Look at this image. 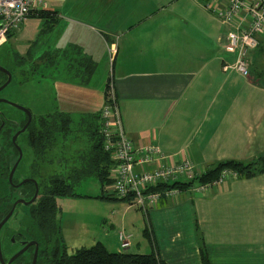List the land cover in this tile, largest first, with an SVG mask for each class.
Returning <instances> with one entry per match:
<instances>
[{
	"label": "crops",
	"instance_id": "obj_1",
	"mask_svg": "<svg viewBox=\"0 0 264 264\" xmlns=\"http://www.w3.org/2000/svg\"><path fill=\"white\" fill-rule=\"evenodd\" d=\"M90 1L100 8L88 17L74 15L72 4L66 13L59 12L57 7L64 5L63 10L65 0L49 1V11L58 12L57 24L66 20V32L55 53L67 51L80 64L78 55L80 59L95 57L91 50L77 53L72 47L80 45L79 32L105 40L112 70L103 104L113 84L125 132L136 149L158 145L166 163L178 165L187 159L198 174L223 161L249 163L264 156V34L258 36V48L248 54L251 77L247 79L232 67L225 70L236 62V54L225 48L229 29L200 1L168 0L150 15H139L130 0ZM119 10L127 15L128 28L119 33L117 26H111L104 31L102 25L109 17L123 23L116 17ZM31 21H38V38L42 21L31 17L11 39L20 31L19 40L25 39L34 29L27 27ZM149 22H158L155 30H147ZM31 41L26 55L32 52L35 39ZM51 60L57 73L66 70L58 58ZM71 64L72 72H77ZM196 186L164 195L147 217L140 210L160 258L166 264H203L201 236L210 264H264V174L252 179L228 174L202 192ZM74 200L65 198L57 204L63 211L70 201V209L78 211ZM98 200L109 206L100 215L105 226L98 235H93L88 219L81 224L74 221L72 230L60 224L62 235L68 240L70 232H80L75 241L76 245L79 241L78 249L102 243L110 252H121L120 233L134 237L131 230L139 217L132 210L137 207ZM136 246L141 251L140 243Z\"/></svg>",
	"mask_w": 264,
	"mask_h": 264
},
{
	"label": "rangeland",
	"instance_id": "obj_2",
	"mask_svg": "<svg viewBox=\"0 0 264 264\" xmlns=\"http://www.w3.org/2000/svg\"><path fill=\"white\" fill-rule=\"evenodd\" d=\"M76 1L80 2L76 4ZM82 1L83 0H65V2L67 3L65 8L62 10L64 5H60L57 7V10L59 12L66 13V8L69 4H72V6H70L69 8L70 10H72L74 15L88 17L90 15L93 16L92 14H94L100 8L97 4H93V2H91L90 0H85L84 2ZM167 1L168 0H130L131 4L133 5L131 8L135 11L138 10L139 15H150L159 9V5L161 3H166ZM50 7L52 8L53 6L51 5ZM111 8L113 9L114 7L112 6ZM116 12L117 19L124 20L123 23L112 22V18L115 16L109 17L107 21H105L102 25L104 31L107 30V27L111 26H117V32L119 33L120 31L123 32L128 28L129 23L125 21V19H127V15L121 10ZM157 23L158 22L147 23V30H155V25ZM65 24L66 20L62 19L50 34H44L37 38V36H35V30L38 28V21L28 22L27 27L34 28L33 31L21 41L19 40V38H21L22 36V32L20 31V34H18L16 37H14L13 39L10 38L11 40L9 39L10 42L8 44L0 47V53H5L9 57V61L10 58H13L14 55H19L17 53V50L21 53V55L25 56L27 53V50L25 48H29L31 46V39H35L34 47L32 48L33 56L39 57L44 52H48V54L55 53V49H57V43L62 39L63 34L66 32L64 26ZM42 28H45L43 24L40 25V29ZM134 30L136 32L139 31V29L137 28H135ZM17 31L12 33V35ZM114 32L115 31H112L110 33ZM79 35L81 39L80 45L72 47L77 53L91 50V54L95 57L96 61L91 57V62L88 63L84 61L83 63L80 62V64H78L74 60L75 57H73V60H71L70 55H57L59 63L61 64L60 66L63 67L65 65L66 69L60 70L59 73H57L53 69V66L49 61L42 63V65L37 67L35 71L31 70L30 65L27 63L23 67V70L27 71L30 82L23 85V87H18L16 85V82L14 81V83H12V85H10V87L4 92L11 96L14 101H21L22 103H25L28 107H30L32 109L34 120L48 115L64 114L65 116L71 118V120L73 121L71 125L72 131L66 138H64L63 136H57L58 139L56 141L54 149L52 151H49L47 154V159H50L53 161V163L57 164L56 171L52 173L54 175H63V173L67 172V169H65V164H68L71 168H79L82 165L84 158L87 157L90 152L91 133L96 125L100 124L99 121L101 111L105 107V105L107 106V91L105 94L104 104L103 92L105 90V84L108 83L111 78L112 64L110 61V56L107 52L105 40H102L99 35L90 34V32L83 33L81 31L79 32ZM29 39L30 43H28ZM65 47H69V44H67ZM73 48L69 47V49ZM7 56L2 55L1 60L4 64H6L7 62L8 64H10ZM43 56L45 58H50L49 55H42V57ZM52 56H55V54ZM79 57L80 55H78V60H80ZM32 62L33 65L36 66L38 65V63H41L43 61L33 60ZM70 64L71 67L74 66L77 70L79 79H76V72L68 70V68H70ZM11 68L17 70V66L15 64ZM57 80H60L59 86L56 85ZM117 99L118 98H116L115 101H117ZM22 139L24 140L28 151L33 155V151L28 144L27 137H23ZM139 158L140 155H137V159ZM184 161L189 162L194 167V165L187 159L182 160V162ZM155 162H158V160H156ZM42 167L43 169L51 168V166ZM184 180L185 179L182 178V181ZM76 192L78 194H81L82 196L79 198H75V200L72 202L78 211H72L69 205L70 201H66V203L68 202V205L67 207H63V211H61V206H59L60 211L57 215L56 220L57 226L58 224L60 226V224L62 225V223H65L67 226H69L70 230H72L74 221H78L81 224L88 219L94 231L93 235H98L102 227L105 226L103 224V221L100 220V215L106 212L109 207L105 202H101L97 198H92L103 193L100 183L96 178L90 177L76 187ZM62 199L65 198H59V200H57L60 205L62 203ZM25 211L26 208L21 205V207L17 209L15 216L6 224V227H4L1 232L2 253L5 260L11 259L12 255L19 247L18 245L9 244V242H7L5 239V235L7 232L8 235H11L13 230H17L19 228H21V232H23L27 236H29L27 233L28 230L36 234L42 244V250H44L45 246H51L50 248L54 247L53 242L47 244V235L43 237L38 227L34 225V221L30 216L21 221V216ZM132 211L134 213H137L139 217V219H137V221L133 223L134 226L131 230L132 234L134 235V237L131 238V242H133L134 245L130 249H122L123 251L121 252L131 254H136L138 252H140L139 254H151L153 252L152 242L148 237L144 235V231L146 230L147 218L146 220L142 218L143 213L137 208H134V210ZM79 233L80 232H70L68 240H65L64 236L62 235L64 241L63 244L66 246L69 254H74L79 248L77 246H80L79 241L77 242V245L75 243V241L79 238ZM139 243L141 251H138L139 249L136 246ZM33 258L32 253L29 252L24 255L23 260L24 262H30ZM0 264H2L1 261ZM37 264L52 263L47 259L45 255H41L40 257H38Z\"/></svg>",
	"mask_w": 264,
	"mask_h": 264
},
{
	"label": "trees",
	"instance_id": "obj_3",
	"mask_svg": "<svg viewBox=\"0 0 264 264\" xmlns=\"http://www.w3.org/2000/svg\"><path fill=\"white\" fill-rule=\"evenodd\" d=\"M32 18L40 19L45 28L40 29L39 36L50 34L58 23L57 11H41L32 16ZM13 35H10V38ZM34 47V44L32 48ZM63 53L64 56L68 53ZM42 55H49L50 58H45ZM39 57L33 56L31 50L25 56L15 55L19 62V67H23L28 63L31 69H37L42 63L49 61L52 66V60L57 58L55 56L44 52ZM33 60L43 61L38 65H33ZM79 62H91V58L85 56L78 60ZM73 62V61H72ZM36 67V68H35ZM34 70V71H35ZM68 70H71L68 68ZM77 73V72H76ZM76 79H79V74H76ZM73 121L71 118L60 115H48L41 119L40 124H33L31 133L28 137V143L34 151L36 157L46 158V153L52 143L56 142V136H63L66 138L72 131L71 125ZM55 140V141H54ZM130 140V139H129ZM117 161L113 159V151L106 150V141L101 135V125L98 124L91 133V148L87 157L84 158L82 165L79 168H74L72 175L66 181L58 180L52 184L50 192L43 196L39 202L40 209L37 212H32L36 223L40 229L47 235V244L53 242L54 247L49 250L52 257L53 264H166L157 251L156 244L152 240L148 230L144 231V235L149 238L154 246L151 254H131L125 252H110L104 244L97 243L90 248L78 249L74 254H69L66 246L63 244L62 228L57 226V215L60 208L57 204L59 198H79L81 194L76 192V187L79 186L84 180L94 177L100 183L103 193L96 197L102 200H115L123 201L128 205H134V198L128 196L126 198H119L113 194L109 189L114 184L112 178V170L117 167ZM154 167H148V170H153ZM139 171L140 168L138 167ZM231 171L236 174L239 179H252L259 175L264 174V156H260L256 160L244 163L239 161H223L213 166L211 169L196 175L193 178L187 176L179 177L177 179H170L168 181L159 182L156 187L150 188L145 193L163 192V191H187L195 188L200 191L203 185L215 184L221 179L224 171ZM182 178L185 180L182 181ZM109 192V193H107ZM107 193V194H106ZM175 195V194H174ZM173 195V196H174ZM164 196V195H163ZM162 196V197H163ZM139 209V208H138ZM140 210V209H139ZM5 215L4 212L0 213V219ZM146 216V215H145ZM55 232V233H54ZM124 233V232H123ZM126 234V233H125ZM128 235V234H126ZM62 237V238H61ZM201 257L203 264H210V259L206 250V245L199 237Z\"/></svg>",
	"mask_w": 264,
	"mask_h": 264
},
{
	"label": "built area",
	"instance_id": "obj_4",
	"mask_svg": "<svg viewBox=\"0 0 264 264\" xmlns=\"http://www.w3.org/2000/svg\"><path fill=\"white\" fill-rule=\"evenodd\" d=\"M50 0H0V47L9 42L10 35L33 15L41 11H49ZM215 14L229 32L225 48L229 53L236 54V62L227 64L225 70L234 68L244 78L249 79L248 54L259 46L258 36L264 34V0H197ZM113 84L107 89V106L101 111V135L106 141V150L113 151V159L117 167L112 170L114 184L109 191L119 198L132 196L134 206L145 215L153 209L163 195L173 196L176 191L148 193L161 181L187 176L193 178L200 175L196 167L184 161L178 165H169L160 146L152 144L136 149L126 135ZM137 155L140 158L137 159ZM158 160V162H155ZM140 168L138 171L137 168ZM148 167H154L148 170ZM235 173L224 171L223 178ZM213 184L203 185L199 192L210 189ZM130 235L120 233L121 248H130Z\"/></svg>",
	"mask_w": 264,
	"mask_h": 264
},
{
	"label": "flooded vegetation",
	"instance_id": "obj_5",
	"mask_svg": "<svg viewBox=\"0 0 264 264\" xmlns=\"http://www.w3.org/2000/svg\"><path fill=\"white\" fill-rule=\"evenodd\" d=\"M2 55L7 56L5 53H0V67L10 72L11 80L5 70H0V213H5L0 219V222L12 211V209H14L13 215L7 221L8 223L15 216L17 209L22 205L26 208V211L22 214L21 221L30 216L34 221V225L38 227L43 237H45L46 234L39 228L32 212L39 211V202L43 196L51 191L50 188L52 187V184L58 180L66 181L72 175L74 168L65 164L67 172L63 173V175L52 174L56 171L57 164L53 163L52 160L47 159V154L54 149L56 142L51 144L47 150L46 158L44 159L36 157L32 148L33 155L28 151L22 138L27 137L28 139L33 124H40L42 117L36 120H34L33 117L29 124L30 118L28 116V110L32 113V109L21 101H14L11 96L4 93L14 81L18 87H23V85L30 82V78L27 75V71H24L19 67V62L15 55L13 58H10V61L7 56L10 64H8V62L6 64L2 62ZM14 64L17 66V70L11 68ZM15 136H17V138L14 142L13 139ZM20 154L22 155L21 158ZM15 166L16 169L12 176V181H10V175ZM42 166H51V168L43 169ZM18 201L19 203L15 206ZM6 224L4 227H6ZM27 233L30 237L21 232V228L13 230L11 235H8V232L6 233V241L11 245L14 244L19 246L12 257L23 250L26 245L37 242L38 257L45 255L53 264L52 257L49 254L51 246H47L49 250L46 246L44 247V250H42V244L36 234L30 230H28ZM35 250L36 245H30L26 252L17 258L12 264H33ZM29 252L32 253L33 259L30 262H24V255ZM9 260L10 259H6L5 262L7 263Z\"/></svg>",
	"mask_w": 264,
	"mask_h": 264
},
{
	"label": "water",
	"instance_id": "obj_6",
	"mask_svg": "<svg viewBox=\"0 0 264 264\" xmlns=\"http://www.w3.org/2000/svg\"><path fill=\"white\" fill-rule=\"evenodd\" d=\"M0 70H5L6 72H7V74H8V76H9V78H10V80H11V74H10V72L8 71V70H6V69H4V68H2V67H0ZM28 116H29V118H30V121H29V124H30V122H31V120H32V118H33V116H32V113L28 110ZM25 130V129H24ZM23 130V131H24ZM18 136V135H17ZM17 136H15L14 137V139H13V141L15 142L16 141V138H17ZM21 154H20V158H21ZM15 169H16V166L14 167V169H13V171H12V173H11V175H10V181H12V176H13V174H14V171H15ZM19 203V201L18 202H16V204H15V206H17V204ZM13 212H14V209H12V211L0 222V261H1V263L2 264H12L17 258H19L21 255H23L25 252H26V250L28 249V247L30 246V245H33V244H35L36 245V250H35V255H34V261H33V264H36L37 263V258H38V243L36 242V243H31V244H29V245H26L25 246V248L23 249V250H21L20 252H18L14 257H12L7 263L5 262V258H4V256H3V254H2V249H1V231H2V229H3V227H4V225L7 223V221L10 219V217L13 215Z\"/></svg>",
	"mask_w": 264,
	"mask_h": 264
},
{
	"label": "clouds",
	"instance_id": "obj_7",
	"mask_svg": "<svg viewBox=\"0 0 264 264\" xmlns=\"http://www.w3.org/2000/svg\"><path fill=\"white\" fill-rule=\"evenodd\" d=\"M100 120H101V115H100Z\"/></svg>",
	"mask_w": 264,
	"mask_h": 264
},
{
	"label": "bare ground",
	"instance_id": "obj_8",
	"mask_svg": "<svg viewBox=\"0 0 264 264\" xmlns=\"http://www.w3.org/2000/svg\"><path fill=\"white\" fill-rule=\"evenodd\" d=\"M116 104L118 105V102Z\"/></svg>",
	"mask_w": 264,
	"mask_h": 264
}]
</instances>
